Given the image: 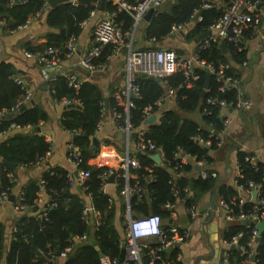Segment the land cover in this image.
Here are the masks:
<instances>
[{
    "label": "trees",
    "instance_id": "16d2710c",
    "mask_svg": "<svg viewBox=\"0 0 264 264\" xmlns=\"http://www.w3.org/2000/svg\"><path fill=\"white\" fill-rule=\"evenodd\" d=\"M127 1L134 2L136 0ZM42 2L43 0H20L10 4V0H0V20L5 19L7 25L10 26L9 28L13 29L22 23L28 15L37 12ZM99 2L100 0H78L76 4H73L71 0H67L49 9L46 13L45 22L51 31L46 34L45 48L48 46L61 47L70 36L78 35L80 23L89 19L90 12L99 7ZM202 3V0H176L169 10H155L149 22L145 24L143 30L145 38H154L156 42H159L169 35L174 25L188 24L190 21L193 23L186 32V37L189 39L197 38L221 13V10L216 7H202ZM103 7L107 12L114 10L108 0L104 2ZM195 9L199 11L201 19L196 18L193 21L191 18ZM115 21L121 22L122 28L128 30L132 19L125 12H118ZM239 45L242 48L241 43ZM225 46L228 51H231L232 54L230 55L239 60V55L242 54L243 50L238 51L233 44L225 43ZM139 50H151V48L142 47ZM111 51V45L105 46L93 62L96 65L105 63ZM197 55L199 59L213 62L215 65L225 64L228 58L219 44L216 43L197 50ZM194 71L199 74V77L193 81L191 86L184 84V77L181 72H173L159 77L157 80L154 76L139 73L137 74V83L140 87V96L133 98L135 106L129 108L126 114L123 106L113 102L112 106H115L117 113H120L122 117L128 115L131 124L134 127H139L144 122L143 108L153 104L158 97L165 93L167 88L175 89L174 106L163 110L159 122L149 124L145 132L146 138L153 140L162 148L166 166L153 165L150 155L147 153H135L139 166L131 169L136 178H131L130 182L133 183L135 179H139V184L145 187L144 194L140 198L137 194H132L130 197V208L135 214L157 213L161 217H169L170 210L162 206L165 202H174L176 198L186 197L185 204L189 205L190 202H196L197 198L215 187H217L218 195L226 201L237 193L235 183L234 185H225L211 176L195 179L186 178L184 173L192 169V163L184 164L180 168L174 167L173 152L178 148H181L183 152L196 155L197 158L201 156L207 158L204 147L193 140V136L196 134L205 137L208 133L207 129L201 127L196 121L183 117L182 114L193 112L197 108L201 111L203 107H206L210 113L202 115V119L207 125L211 124L215 132H219L222 128L221 120L223 119L220 115L221 108L207 104L206 99L211 96L226 100L234 98V91L230 88L220 91L219 82L215 80L213 75L207 76L204 68L195 65ZM226 72L229 73L227 69ZM16 75L12 63L0 61V113L2 111L9 114L13 113L10 117L0 114V191L7 187L11 191L16 177V173L11 171L2 160L13 162L18 167H29L43 159L49 151V142L45 136L33 129L41 120L45 119L43 109L30 101L22 103L16 108V104L24 96V89L15 81ZM207 79L208 86L205 89L204 85ZM50 88L53 90L51 94L57 101L63 98H76L79 101L80 107L65 106L62 125L66 130L76 131L71 142L80 148L82 162L79 167L89 171L84 182V192L92 196V205L99 213L97 216L99 224L93 229L92 234L94 242L89 240L76 244L64 259L63 264H101V257L95 245L98 246L103 256L119 257L121 250L119 234L113 224L115 209L110 206L107 194L101 191V180L98 177V174L108 167H96L87 164V160L94 155L90 145L101 119L103 97L98 86L93 82L84 81L75 90L68 86L67 80L61 74L57 75ZM202 91H204L203 96H201ZM109 103L111 104L110 100ZM22 105H25V108L20 109ZM11 124L16 125L17 128L10 129V132L2 137L4 135H1L2 132L9 129ZM214 147L213 140L211 148ZM244 155L242 151L238 153L239 176L236 178L237 183L247 187L249 181L255 182L260 190L258 198L264 200L262 162H258V167L255 168L245 160ZM180 171L184 173L175 178V175ZM9 173L12 175V179L9 178ZM70 182L66 169L54 166L48 167L40 179H28L21 186L20 191L23 192L25 210L21 212L12 230V238L4 255V264H57V259L51 260L49 258V251L58 249V247L62 250L73 243L77 236L91 231L90 225L82 218L83 200L78 195L67 192ZM41 190L49 195L45 217L38 216L40 211H32ZM189 191L193 192V197L187 195ZM53 199L56 205H52ZM254 205L259 206L255 202L246 200L242 207L233 206L232 212L237 214L240 209L245 212L254 211ZM258 213L264 216V206ZM248 220L251 219L244 220L245 222L232 221L227 228L224 239L230 240L233 235L240 234L237 246L230 249L232 256L237 260L243 258L244 255L241 253L240 247L244 246L253 250L255 264H264V230L254 247L249 248L247 242L252 235L255 222L253 220V222H248ZM4 235L5 228L0 224V258L2 257ZM37 252H40V255Z\"/></svg>",
    "mask_w": 264,
    "mask_h": 264
},
{
    "label": "crops",
    "instance_id": "0c3cea01",
    "mask_svg": "<svg viewBox=\"0 0 264 264\" xmlns=\"http://www.w3.org/2000/svg\"><path fill=\"white\" fill-rule=\"evenodd\" d=\"M202 1L203 3L206 1L213 2L216 8L220 10L225 5L224 0ZM175 2L176 0H166L160 6L154 8V11L169 10ZM258 6L261 14L257 30L255 32L245 30L243 33L240 42L243 52L239 55V60L230 55L232 53L228 51L226 46L225 51H223L226 57H228L225 63L226 69L239 80L245 96L251 101V106L246 109L221 108L220 115L224 119H227L223 143L218 147L204 149V153L207 154L206 164L199 165L193 162V167L190 171L186 173L180 171L175 175V178L179 177V174L184 173L186 178L195 179L198 177H206L209 175L208 173L215 172L216 177L214 178L218 179L220 183L234 185V178L238 168V153L244 149L261 158V150L264 147V0H259ZM51 8L49 4V8H47L45 14L35 20L28 28L17 30L13 33L10 32V26L7 23H5V26L0 24V61L12 63L17 74L16 76L23 79L31 93V99L29 101L36 103L45 112V119L41 120L37 126L40 127L39 132L49 142V151H47L43 159L29 167H18V171L15 172V183L9 195L11 193H15L16 195L28 179H40L48 167L59 166L65 168L70 175L69 179L71 182L67 192L76 196L78 195L84 203L92 205V196L84 192L78 178L74 175V171L78 170L68 159V143L71 142L73 134H70L62 125V115L65 105L61 103V100L57 101L54 99L51 94L52 91L48 77L53 74L75 73L81 82L90 81L98 86L103 97L100 124L94 134L98 140V144L95 146L94 155L87 160V164L96 167H117L120 156L126 153L127 140L131 138V136L130 138L125 136L119 130L118 123L115 120V106H112L113 102L116 105H123L124 97L117 98L115 96V90L118 87H122L125 82L124 63L127 49L121 48L117 52L111 51L107 57V61L94 71L86 69L79 64L91 46L95 23L99 18L110 13V11H105L104 7L102 9L98 7L94 10L93 14L90 12L89 19L80 23V32L76 35V48L73 53L62 56L58 66H42L38 64L35 58L26 56L25 51L44 50L47 41L46 34L51 31L45 22V17ZM195 11L197 12L198 10L195 9ZM194 16L191 18L193 21L196 19ZM148 22L142 19L139 23L138 28L132 35V49L139 50L142 47L153 50L158 48H172L181 56L188 58L193 55L196 40L186 37V32L191 27L192 21L188 24H183L177 32L169 34L159 42H156L154 38H145L143 30L145 24ZM173 106V97H167L155 113H158L161 117L163 110ZM182 115L185 118L196 121L204 129H211L202 119L199 108L193 112H184ZM147 118H144V122L141 125L145 129L149 125L145 123ZM158 119L160 118L158 117ZM156 121L159 122L155 117L153 123ZM9 132L5 133L2 137L6 136ZM102 145L104 146L103 151L111 153L110 156L99 154V149H101ZM130 150L132 152L131 146ZM152 162L155 166H166L165 162L156 163L153 160ZM195 165H199L200 169H196ZM129 173L130 177H135L131 170ZM108 177L103 190L108 196L110 206H113L115 209L113 224L119 234L122 248L124 247L123 241L126 231L123 212L127 202L125 196L120 191L123 178L115 179L113 177L111 181H108ZM135 180L140 182L139 179ZM212 190L216 192L213 203L217 208L212 210L207 218V210L212 202L210 201L209 195L211 190L196 199L197 213L201 215V218L197 219L198 215L191 217L188 214L187 207L191 203L189 205L185 204L186 197L176 198L173 202L174 207L171 209L169 217H161L164 229H169L170 226H176L179 232L183 229H187L189 232L188 237L181 243H178V247L173 246L172 250L166 249V253L164 254L163 252L165 256L171 257L170 255L174 256L176 254L174 257L178 256L183 264H220L221 255L226 248L223 238L232 221H228L225 218L224 211L218 206L219 195L217 187ZM144 191L145 187L142 186L141 193L144 194ZM187 195L193 197V192ZM243 197L248 201L256 202V198L252 200V191L249 194L244 192ZM48 198L49 196L44 190L39 191L36 203L38 205L37 211L45 207ZM96 212L99 215L98 211ZM131 212L133 215H136L132 210ZM20 215L21 212L14 208L12 202L6 201L0 204V224L5 228L0 264H4V255L12 238V230ZM92 220L93 218L88 223L91 231L87 234L89 235V240L94 242V236L92 235L94 223ZM63 263V258H57V264ZM119 264L135 263L123 259ZM251 264L255 263L251 262Z\"/></svg>",
    "mask_w": 264,
    "mask_h": 264
},
{
    "label": "built area",
    "instance_id": "2783aa9c",
    "mask_svg": "<svg viewBox=\"0 0 264 264\" xmlns=\"http://www.w3.org/2000/svg\"><path fill=\"white\" fill-rule=\"evenodd\" d=\"M20 0H10V4L19 2ZM111 5L114 7L108 15H105L98 19L93 28V36L91 46L88 49L85 56L80 60L79 64L86 69L91 71L96 70L102 64L96 65L93 60L99 56L103 48L107 45L112 46V51L117 52L121 48L127 49V55L125 57L124 63V75L125 82L122 87H118L115 90V96L117 98L124 97L123 107L126 111V114L129 108L134 107L135 103L133 98L140 96V87L137 83V74L144 73L155 78L163 77L165 75L171 74L173 72H181L184 77V84L186 86H191L193 81L199 77L194 71V66L198 65L204 69H207L210 75H213L215 80L219 82V90L224 91L228 88L234 91V98L232 100H226L225 98H218L216 96H211L206 99V103L210 105H216L220 108L230 107L233 109H246L251 106V101L245 96L243 89L239 84V80L232 75L231 73L226 72L225 64L220 63L215 65L213 62H208L204 59H199L197 55V50L204 49L212 43L216 44H233L237 47V50L240 51V42L242 40L243 33L245 30L255 32L257 30V25L260 20V9H259V0H224L225 5L221 10L220 15L215 18L207 27L209 34L204 38L200 39L194 48L193 55L191 57H185L179 55L176 50L172 48H158L151 50H134L132 49V35L135 30L138 28L139 23L142 21L144 14L151 8H156L164 3L166 0H136L134 2H129L127 0H108ZM78 0H71V3L76 4ZM204 8L216 7L213 2L206 1L202 4ZM47 8H49L48 0H43L40 9L28 15L25 20L18 24L15 28L10 29V32L13 33L17 30L28 28L35 20L39 19L43 14H45ZM94 10L91 11L93 14ZM118 12H125L128 16L131 17L132 22L130 29L124 30L121 26V22L115 21V16ZM199 12V11H197ZM194 11L195 15L197 13ZM198 20L201 18L196 17ZM6 20L1 19L0 24L5 26ZM182 27V24L174 25L169 34L177 32ZM206 31V30H205ZM76 36H70L61 47L48 46L44 51H25L26 56L35 58L36 62L42 66H58L60 64L62 56L70 55L74 52L76 48ZM67 80L68 86L77 90L82 83L81 80L75 75V73L61 74ZM57 74L50 75L48 77L49 84L51 86L52 82L55 81ZM15 81L21 85L24 89L23 98L16 104L18 108L22 103H26L31 99V93L28 90L23 79L16 77ZM51 89V88H50ZM206 89V88H205ZM51 91H53L51 89ZM133 93V97L130 95ZM175 94L174 88H167L164 94L158 97L153 104L147 105L143 108L144 118L149 117L151 114H156V110L161 106L163 100L167 97H173ZM61 103L65 106L68 104H79L78 99H67L63 98ZM210 111L203 107L201 114H209ZM0 114L6 115L2 111ZM160 118L159 114H156L157 120ZM115 120L118 123L119 130L125 134V136L130 138L132 132L135 133L134 137H131L130 140H127V150L119 158V164L117 167L108 166L107 169L98 174L99 179L101 180L100 189L103 193L105 181L107 177L111 174H114L116 178H123V182L120 187L121 193L125 196L127 202L126 207L123 212V218L125 221V239L123 241L125 248V256L123 259L127 261H133L135 264H183L181 259L176 257H168L163 254V252L169 248L173 247L178 243L184 241L189 232L187 229H183L181 232L178 231L176 226H170L169 229H164L162 226V218L157 213L143 214L138 213L133 215L131 212L129 200L132 194H137L138 198L142 195V186L137 180L133 183L130 182V170L139 166V161L135 155L136 152L147 153L152 155L158 153L161 162H165V156L162 148L158 146L153 140L145 137L146 129L145 127H134L128 115L122 117L120 113L115 112ZM222 128L219 132H215L211 124L208 126L211 129H207L208 133L205 137L200 134L193 136L198 144L204 148H211L214 145L216 147L221 146L224 141V129L227 125V119H222ZM100 121L98 122V125ZM98 127V126H97ZM17 128L16 125L11 124L10 128L3 131L1 135L10 131V129ZM213 129V130H212ZM69 131V130H67ZM70 134H75L76 131H69ZM213 139V140H212ZM130 146L132 152L130 150ZM104 146H101L99 149V154L110 156L111 153L103 151ZM69 149V161L75 166L78 170V180L82 185L83 190L85 191L84 182L89 175L88 170L81 169L80 163L82 158L80 155V148L73 142L68 143ZM244 152V158L253 167H258L257 163L262 162L263 176H264V147L261 150V158H258L255 154L249 151ZM173 159L175 160V167L180 168L182 165L190 163H197L199 165H204L207 163V159L204 156L197 158L196 155H192L186 152H183L181 148L176 149L173 152ZM155 164V163H154ZM208 176L216 177L215 172L208 173ZM70 176V175H69ZM206 176V175H205ZM237 176H239V169L234 178V183L236 184V194L232 195L228 201L224 200L219 196L218 206L224 211L225 218L228 221L240 220L244 221L251 219L255 222L260 221L264 216L259 214L258 211L264 206V200L258 198L260 195L259 187L253 181L248 182V186L244 187L241 184L237 183ZM9 178L12 179V175L9 173ZM251 191L255 192L256 204L254 205V211L245 212L242 209L237 214H234L233 206L242 207V204L246 201L243 197V193L246 192L249 194ZM10 193V188L7 187L5 190L0 191V204L8 201ZM191 191H189V194ZM89 196L90 194L87 193ZM49 196V195H48ZM23 192L19 191L15 196V201L13 206L19 212L25 210V205L23 203ZM49 199V198H48ZM48 202V200H47ZM42 210H39L38 216L45 217L46 207ZM191 204L187 207V212L191 217H196L198 215L196 209V202H190ZM52 205H56L55 200H52ZM165 209H173L174 203L167 201L163 204ZM217 208V206H216ZM97 212L91 204L84 203L82 208V218L86 223H90L91 218H93L94 228L99 224L97 219ZM254 224V229L252 230V235L247 242L249 248H253L256 243V233L257 229ZM169 232V234H167ZM240 234L233 235L230 240L223 238V242L226 245L222 255L220 264H251L255 263V258L252 259L254 255L253 250H249L244 246H241V253L244 255L243 258L237 260L232 256L230 249L237 246L238 238ZM89 240L88 234L79 235L75 238L74 242L66 246L64 249L60 250L57 255V249L51 250L48 252V256L51 260L57 258L65 259L68 254L73 250L74 246L81 242H87ZM255 256V255H254ZM119 257H110L102 256L101 264H119Z\"/></svg>",
    "mask_w": 264,
    "mask_h": 264
},
{
    "label": "water",
    "instance_id": "95a60500",
    "mask_svg": "<svg viewBox=\"0 0 264 264\" xmlns=\"http://www.w3.org/2000/svg\"><path fill=\"white\" fill-rule=\"evenodd\" d=\"M64 1H67V0H48L50 6H51L52 8H54L56 5H58L59 3L64 2ZM105 1H106V0H100V6H99L100 9L103 8V4H104ZM153 11H154L153 8L149 9V10L144 14V16H143V20H145V21H149L151 15H152V13H153ZM198 14H199V12H197V13L195 14L194 18H196V17L198 16ZM207 34H209V30H206V31L200 33V35H199L197 38H195L196 42H198L200 39L204 38ZM220 48L222 49V51H225V45H224L223 43L220 44ZM204 70H205V72L207 73V76H209L210 74L208 73L207 69H204ZM142 74L144 75V73H142ZM155 79L157 80V78H155ZM207 86H208V79L206 80L204 87L206 88ZM203 93H204V91L201 92V96H203ZM130 95L133 97V93H130ZM67 106H68V107H69V106L80 107L79 104H74V105H73V104H68ZM23 108H25V105H22V106L20 107V109H23ZM12 114H13V113H10V114H7V115H5V116H6V117H10ZM155 117H156L155 114H151V115L145 120V123H146V124H152V123L155 121ZM34 129L40 131V127H39V126L34 127ZM120 134H121V133H120ZM75 135H76V134H73V137H74ZM130 136H131V137H134V136H135V133L132 132V133L130 134ZM97 144H98V140H97V138L94 136L93 139H92V143H91V145H90V148H91V150H92V152H93L92 154H94L95 146H96ZM204 149L207 150V148H204ZM123 154H124V153H123ZM123 154H122V155H123ZM150 158H151L154 162H156V163H161V158H160V156H159L158 153H154V154L150 155ZM2 161L8 166V168H9L11 171H14V172H17V171H18V166H16L13 162H10V161H7V160H2ZM195 168L199 170V169H200V166H199V165H195ZM74 175L78 178L77 171H74ZM113 177H114V174L109 175V177H108L109 180H108V181H111V180L113 179ZM215 194H216V192L213 191V190H211V191L209 192V195H210V201H212V202L210 203V207H209V209L207 210L206 218L209 216V214L211 213L212 210H215V209H216V206H215L214 203H213V200H214ZM15 196H16L15 193H11V194L9 195V197H8V201L13 203V202L15 201ZM252 200H255V192H254V191H252ZM37 209H38V205H35V206L32 207V211H33V212L37 211ZM246 221H247V220H246ZM251 221H252V220H248V222H251ZM241 222H245V221H241ZM252 222H253V221H252ZM255 227H256V229H257V233H256V234H257V235H256V241H257L258 237L260 236V234H261L262 231L264 230V217H263L260 221L256 222ZM178 246H179V244H176L174 247H178ZM95 248L97 249L99 256L102 257L103 254L101 253V251L99 250V248H98L97 245H95ZM232 248H234V247H232ZM172 249H173L172 247L167 248V250H172ZM59 252H60V249H59V247H58V249H57V251H56L57 255L59 254ZM37 254L40 255V252H37ZM124 256H125V248L122 247L121 250H120V254H119V261H120V262L123 260ZM254 258H255V256L252 255V259H254ZM42 259H45V258L42 257ZM215 262H216V261H215Z\"/></svg>",
    "mask_w": 264,
    "mask_h": 264
},
{
    "label": "rangeland",
    "instance_id": "374dc122",
    "mask_svg": "<svg viewBox=\"0 0 264 264\" xmlns=\"http://www.w3.org/2000/svg\"><path fill=\"white\" fill-rule=\"evenodd\" d=\"M199 218H201V215H198V216H197V219H199Z\"/></svg>",
    "mask_w": 264,
    "mask_h": 264
}]
</instances>
